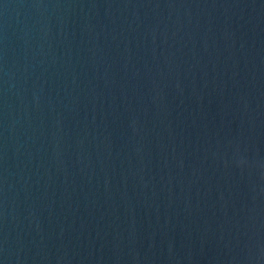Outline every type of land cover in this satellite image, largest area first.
Masks as SVG:
<instances>
[{
  "label": "water",
  "instance_id": "water-1",
  "mask_svg": "<svg viewBox=\"0 0 264 264\" xmlns=\"http://www.w3.org/2000/svg\"><path fill=\"white\" fill-rule=\"evenodd\" d=\"M0 264H264V0H0Z\"/></svg>",
  "mask_w": 264,
  "mask_h": 264
}]
</instances>
